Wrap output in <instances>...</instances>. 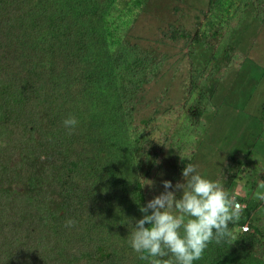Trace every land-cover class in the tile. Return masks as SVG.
<instances>
[{
    "label": "trees",
    "instance_id": "trees-1",
    "mask_svg": "<svg viewBox=\"0 0 264 264\" xmlns=\"http://www.w3.org/2000/svg\"><path fill=\"white\" fill-rule=\"evenodd\" d=\"M148 1L0 0V264H147L128 241L159 191L153 174L167 148L178 173L194 163L203 118L216 110L210 82L238 59L232 35L249 6L264 24V0H209L203 22L215 31L204 41L197 24L183 37L212 55L201 72L190 65L178 121L155 138L133 123L167 62L131 33ZM243 224L230 223L193 264H264V220L234 244Z\"/></svg>",
    "mask_w": 264,
    "mask_h": 264
},
{
    "label": "rangeland",
    "instance_id": "rangeland-1",
    "mask_svg": "<svg viewBox=\"0 0 264 264\" xmlns=\"http://www.w3.org/2000/svg\"><path fill=\"white\" fill-rule=\"evenodd\" d=\"M208 3L209 0H183L176 16H172L170 6L175 7L174 0H150L139 16L137 26L131 33L138 37L136 40L143 46L166 53L168 61L157 81L145 89L147 92L137 106L136 125L154 116L151 129L169 131L173 122L178 120L181 113L178 106L181 105L183 86L189 74L187 44L182 40L169 43L163 35L168 25L181 26L190 34L194 33L197 19L202 21L201 12L207 9ZM253 13L249 7L244 13L241 27L230 41V46L240 53L241 61L239 59L238 65L234 63L228 67L225 78L210 82L216 92L214 104L217 115L205 117L206 131L199 140L193 163L204 177L221 182L223 187V178L230 179L237 162L244 160L245 172L250 173L252 168L257 171L258 166L264 169V127L261 124L264 119V24L255 21ZM206 37L207 34L203 39ZM161 40L164 44H161ZM189 52L195 68L201 72L212 55V49L196 43ZM176 164L172 150L166 149L160 171L153 174L159 186L157 195L164 191L165 180L173 185L184 182ZM252 175L256 178L257 173L253 172ZM240 189H236L239 190L236 195L249 197L252 207L264 194V186L257 192H248L246 187ZM179 196L177 192V198ZM255 216L264 218V206L257 209ZM234 234H237L236 229Z\"/></svg>",
    "mask_w": 264,
    "mask_h": 264
},
{
    "label": "clouds",
    "instance_id": "clouds-1",
    "mask_svg": "<svg viewBox=\"0 0 264 264\" xmlns=\"http://www.w3.org/2000/svg\"><path fill=\"white\" fill-rule=\"evenodd\" d=\"M174 1L175 7L170 6V14L172 16H176L179 7L183 4V0ZM249 7L253 9L252 6ZM207 9L201 12L202 22L198 18L196 25L203 24L205 29L204 35L207 34L209 36L210 33L208 30L210 29L214 32L217 24L214 22V25L210 26L209 22H203V13L206 12ZM124 24L125 23H123V26L118 32H124L126 30ZM123 28L124 30H122ZM183 32L190 34L189 31L181 26L168 25L165 34L162 35L169 43H176L182 40L187 44L186 55L189 60L188 65L190 71V65L193 61L190 57L191 53L189 50L192 45L190 47L188 46V41L183 37ZM172 33L177 36L175 41L168 40V37L171 36ZM180 34H182L183 38L179 37ZM190 35H193V33ZM138 43L140 44V42ZM159 52L162 51L159 50ZM235 53L238 55V62L240 53L236 50ZM237 62L235 63L237 64ZM189 81L190 77L188 74L186 84ZM153 84L146 86V89ZM145 92L147 91L141 94L140 99ZM215 96L216 92L212 98L213 109L214 107L217 109L214 104ZM262 106H264V104ZM178 107L180 109V106ZM215 111L209 114L217 115ZM136 112L137 107L133 116L134 126L143 129L148 125L151 128L154 116L146 120V122L143 121V124L139 123L136 125ZM155 114L156 112L153 115ZM180 114L181 113H179V116ZM209 114H206L203 118L205 123V117ZM177 121L173 122L169 131L155 130L154 137H158L159 133L170 132L172 126L177 123ZM77 124L78 120L74 116H69L63 121L64 127L68 129L69 132H71ZM261 124L264 127V122ZM260 135H262V133ZM201 137H198L197 143H199ZM243 162L244 160L236 163L235 169L237 168L238 171L237 173H234L235 171L231 172L230 179L223 178L225 181L224 187L221 182L204 177L192 163H187L182 170L183 183L177 182L173 185L171 181H163L164 191L148 201L146 206L140 207L139 210L143 214L142 218L135 221L133 230L129 236V245L136 253L140 254V259L146 261L147 264H193L195 260L202 258V254L210 242L215 240L216 243H220L225 237L231 235L229 231L230 223L237 222L238 225L239 222L244 221L242 226H236L233 230V235L230 239L234 241V244L237 242V237L243 234L253 233L251 225L260 220H264L263 217L255 216L257 209L264 206V194L258 197L260 201L256 203L255 207H252L249 197H238L236 192L241 190L240 187H246V191L248 192H257L261 186H264V169H260L258 166L257 171L252 168L250 173L245 172L243 171L245 169V164ZM253 172L257 173L256 178H253ZM177 192L180 193L179 198H177ZM241 192H243V190ZM75 223L74 220H69L66 226L71 227L74 226ZM235 229L237 230V234H234Z\"/></svg>",
    "mask_w": 264,
    "mask_h": 264
},
{
    "label": "bare ground",
    "instance_id": "bare-ground-1",
    "mask_svg": "<svg viewBox=\"0 0 264 264\" xmlns=\"http://www.w3.org/2000/svg\"><path fill=\"white\" fill-rule=\"evenodd\" d=\"M156 186V185H155Z\"/></svg>",
    "mask_w": 264,
    "mask_h": 264
}]
</instances>
